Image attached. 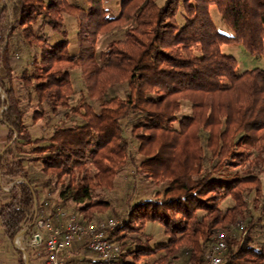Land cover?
Segmentation results:
<instances>
[{"label":"trees","instance_id":"1","mask_svg":"<svg viewBox=\"0 0 264 264\" xmlns=\"http://www.w3.org/2000/svg\"><path fill=\"white\" fill-rule=\"evenodd\" d=\"M84 1L0 0L1 234L13 242L37 211L60 207L83 225L120 220L107 236L115 264H204L217 233L241 221L220 264H264V71L238 76L221 53L240 43L263 54L264 0H120L117 15L114 0ZM65 17L78 22L77 54ZM137 177L163 188L137 197ZM26 253L28 264L45 257L43 245ZM64 254L93 258L83 242Z\"/></svg>","mask_w":264,"mask_h":264},{"label":"built area","instance_id":"2","mask_svg":"<svg viewBox=\"0 0 264 264\" xmlns=\"http://www.w3.org/2000/svg\"><path fill=\"white\" fill-rule=\"evenodd\" d=\"M119 223L120 220L110 218L83 225L75 214L60 207H56L51 214L40 209L32 227L18 235L13 245L22 253L23 261L27 248L35 249L43 245L45 257L38 264H74L64 257V253L73 244L83 242L93 258L77 264H115L119 247L107 236ZM242 230V222L239 221L230 228L219 231L212 247L205 254L204 264H220L229 236H237Z\"/></svg>","mask_w":264,"mask_h":264},{"label":"rangeland","instance_id":"3","mask_svg":"<svg viewBox=\"0 0 264 264\" xmlns=\"http://www.w3.org/2000/svg\"><path fill=\"white\" fill-rule=\"evenodd\" d=\"M70 3H74L78 6L87 8V4L84 0H68ZM119 2L120 0H114L110 2L105 7L108 8L111 12H113L114 15L118 14L119 9ZM156 3L158 6H162L165 3V0H156ZM209 14L210 17L218 30L219 33L224 34L228 37H232L233 33L224 25V23L221 20V17L219 15V12L216 8V6H210L209 7ZM177 22L179 25H183V18L180 14L177 16ZM65 26L68 30L70 45L69 49L72 54H77L79 51L80 46V37H79V27L78 22L71 17H65ZM48 31V30H46ZM50 43L55 44L57 41L56 35H51ZM122 37V31H114L111 33L106 34L105 36L101 37L95 47L96 54L103 50L105 48V45L108 41L112 39H119ZM221 53L226 56H231L237 61V67L235 70V74L240 76L246 71L253 70V69H260L264 71V52L261 56H252L250 55L240 43H228L221 46ZM85 96V95H84ZM81 98V94L75 95L73 99L77 100ZM181 114H190V107L189 105L184 104L182 106V113ZM30 122L29 116H28V123ZM126 175V176H125ZM127 175L128 174H121L119 177V181L117 184V187L113 193L112 200L113 203H118L120 201V198L126 193L128 190V184L127 181ZM137 188H138V194L137 197L141 198H150L154 195V193L158 190H161L163 188L162 185L154 183L149 181L145 178L137 177ZM119 220V219H118ZM149 232L151 234H156L157 232V226L155 224L149 226ZM30 248V247H29ZM27 248V250L29 249ZM32 248V247H31ZM20 251L16 249V247L13 245V242L9 241L6 237H4L1 234L0 230V258L1 255L4 253L7 257V263L8 264H20V257L21 254ZM30 257H33V255H30ZM23 260V256H22ZM24 262V261H23ZM1 264H7L6 261L0 259ZM25 264V262H24Z\"/></svg>","mask_w":264,"mask_h":264},{"label":"crops","instance_id":"4","mask_svg":"<svg viewBox=\"0 0 264 264\" xmlns=\"http://www.w3.org/2000/svg\"><path fill=\"white\" fill-rule=\"evenodd\" d=\"M3 141H4L3 135H0V148L2 147ZM20 253H21V252H20ZM21 255H22V253H21ZM21 258H22V257H21ZM0 259L6 261V263H7V257L5 256L4 253L1 255V258H0ZM0 264H1V263H0ZM7 264H8V263H7Z\"/></svg>","mask_w":264,"mask_h":264},{"label":"water","instance_id":"5","mask_svg":"<svg viewBox=\"0 0 264 264\" xmlns=\"http://www.w3.org/2000/svg\"><path fill=\"white\" fill-rule=\"evenodd\" d=\"M23 233H24V231L21 232L19 235H21V234H23ZM24 262H25V264H28V257H27V254L25 255Z\"/></svg>","mask_w":264,"mask_h":264}]
</instances>
